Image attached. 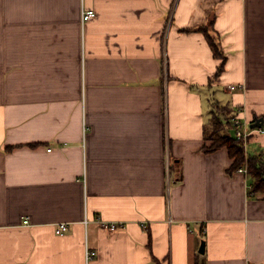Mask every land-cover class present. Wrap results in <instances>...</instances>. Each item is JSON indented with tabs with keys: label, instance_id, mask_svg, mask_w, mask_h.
I'll list each match as a JSON object with an SVG mask.
<instances>
[{
	"label": "crops",
	"instance_id": "crops-1",
	"mask_svg": "<svg viewBox=\"0 0 264 264\" xmlns=\"http://www.w3.org/2000/svg\"><path fill=\"white\" fill-rule=\"evenodd\" d=\"M215 116L264 120V0H0V264H264Z\"/></svg>",
	"mask_w": 264,
	"mask_h": 264
},
{
	"label": "trees",
	"instance_id": "trees-1",
	"mask_svg": "<svg viewBox=\"0 0 264 264\" xmlns=\"http://www.w3.org/2000/svg\"><path fill=\"white\" fill-rule=\"evenodd\" d=\"M209 43L215 52L216 58L223 60L220 48L215 45L211 38H209ZM222 70L223 66L219 69V73ZM212 122V126L206 129L204 136L206 140L213 142V145L205 151L215 153L222 148H226L233 162L231 171L237 172L238 169L247 166L248 175L253 179L251 194H255L264 199V160L258 156H252L250 159H247L243 143L231 136L233 128L230 121L215 116Z\"/></svg>",
	"mask_w": 264,
	"mask_h": 264
},
{
	"label": "built area",
	"instance_id": "built-area-1",
	"mask_svg": "<svg viewBox=\"0 0 264 264\" xmlns=\"http://www.w3.org/2000/svg\"><path fill=\"white\" fill-rule=\"evenodd\" d=\"M97 18V13L94 10L91 9H83L82 12V23L86 25V22L92 21ZM230 91H234V87H229ZM232 128L234 132V138L237 139L239 142L243 143L244 150L247 151L248 144L251 140L252 137L256 135H262L264 136V128L261 129H251L248 125L244 124L239 117H235L232 120ZM237 172L241 174L248 175V167L245 166L243 168H240L237 170ZM249 191L252 190V187L248 188ZM29 220L27 219L24 221V225H28ZM103 227L111 232H116L121 227H124L123 224H116V223H102ZM69 231L68 225L63 224L62 226L58 227L56 233L58 236L63 237L67 232ZM96 253L93 251H90L87 249L86 256H87V261L88 263L93 261V259L96 257Z\"/></svg>",
	"mask_w": 264,
	"mask_h": 264
},
{
	"label": "water",
	"instance_id": "water-1",
	"mask_svg": "<svg viewBox=\"0 0 264 264\" xmlns=\"http://www.w3.org/2000/svg\"><path fill=\"white\" fill-rule=\"evenodd\" d=\"M263 127H264V120L260 119L251 126V129H261ZM199 253H201L202 255L205 254V244L202 245L201 249L199 250Z\"/></svg>",
	"mask_w": 264,
	"mask_h": 264
}]
</instances>
